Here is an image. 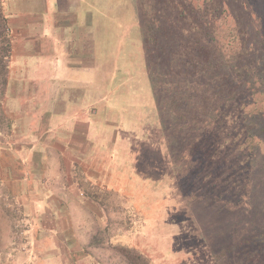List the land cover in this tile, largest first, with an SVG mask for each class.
Returning <instances> with one entry per match:
<instances>
[{"label":"rangeland","instance_id":"obj_1","mask_svg":"<svg viewBox=\"0 0 264 264\" xmlns=\"http://www.w3.org/2000/svg\"><path fill=\"white\" fill-rule=\"evenodd\" d=\"M101 2L109 3L97 16L111 41L116 15L119 30L135 18L130 36L142 33V65L133 48L127 58L147 78L134 68L137 81L124 91L147 88L150 103L142 96L147 118L141 128L128 123L110 162L124 193L108 188L107 172L90 170L87 151L88 178L74 155L60 160L87 199H64L58 222L88 243L97 264H264V0ZM187 57L194 69L185 74ZM173 91L176 104L191 98L188 118L196 120L172 124ZM28 122L18 121L21 135L10 137L11 123L0 116L1 142L28 145ZM41 154L32 169L19 153L0 151V264H25L39 239L32 224L52 223L35 194L59 185L50 184L49 155Z\"/></svg>","mask_w":264,"mask_h":264},{"label":"crops","instance_id":"obj_2","mask_svg":"<svg viewBox=\"0 0 264 264\" xmlns=\"http://www.w3.org/2000/svg\"><path fill=\"white\" fill-rule=\"evenodd\" d=\"M104 5L101 0H0V40L5 46L2 48L0 41V116L11 123L10 137L21 135L18 121H29L25 131L29 139L24 142L28 145L17 147L14 139L1 142L0 129V151L19 153V161H26L32 169L40 166L41 153H48L50 184L59 185L58 191L48 186L35 194L43 204L38 210L45 212L52 223L32 224L39 239L33 242L25 264H97L88 243L72 240L64 222H58L64 216V199L72 194L74 198L87 199L71 178L73 173L68 168L64 170L60 160L74 155L72 164L75 162L88 178L85 170L91 166L82 155L87 151L88 161L93 163L90 170L99 178L104 176L102 171L107 172L108 188L123 192L110 171L115 168L110 162L117 160L113 153L121 143L118 135L127 131L129 122L135 121L141 128L147 118V88L145 95L139 93L138 97L124 91L130 81L138 78L133 70L139 66H133L131 58H127L130 48L135 50V59L141 65L143 62L142 33L138 28L130 36L135 18L117 29V17L120 21L122 18L116 15L115 22L110 21L115 31L111 41L110 31H103L97 16L102 7H109L108 2ZM137 72L140 80L146 81L142 67ZM142 96L147 104L142 102ZM39 123L46 128L38 129ZM32 171L38 179V171ZM127 181L121 179L119 183Z\"/></svg>","mask_w":264,"mask_h":264},{"label":"trees","instance_id":"obj_3","mask_svg":"<svg viewBox=\"0 0 264 264\" xmlns=\"http://www.w3.org/2000/svg\"><path fill=\"white\" fill-rule=\"evenodd\" d=\"M181 46V45H180ZM180 48V47H179ZM176 53L180 54L179 57L181 59H184L185 57L183 56V53L180 52V51H176ZM175 58H176V55H175ZM176 60V59H175ZM185 62V71L183 69V71L185 72V74H187L189 72V70L192 68L194 69V66L192 65L191 63V58L187 57V59L184 61ZM187 65L188 66H191V68H187ZM182 71V72H183ZM151 74V73H150ZM190 100L191 98H187L186 101H177V104H176V100H175V97H174V91H173V95L170 96V100H169V103H168V106L170 109L174 110V116L172 117V119L174 120L172 122V124H178L179 122L181 121H184L186 120V122H191L193 119L195 118H191L189 117L188 118V115L189 114H194L192 111L193 110H190L189 108H191L192 104L190 103ZM189 109V110H188ZM190 111V112H189ZM197 119V118H196ZM195 119V120H196ZM174 152V151H173ZM175 166V165H174Z\"/></svg>","mask_w":264,"mask_h":264}]
</instances>
